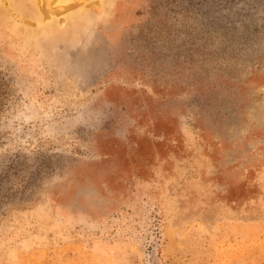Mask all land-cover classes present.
<instances>
[{"label":"rangeland","instance_id":"obj_1","mask_svg":"<svg viewBox=\"0 0 264 264\" xmlns=\"http://www.w3.org/2000/svg\"><path fill=\"white\" fill-rule=\"evenodd\" d=\"M0 264H264V0H0Z\"/></svg>","mask_w":264,"mask_h":264},{"label":"bare ground","instance_id":"obj_2","mask_svg":"<svg viewBox=\"0 0 264 264\" xmlns=\"http://www.w3.org/2000/svg\"><path fill=\"white\" fill-rule=\"evenodd\" d=\"M64 1H66V0H56V3H57V4H62ZM43 2H45V1H43ZM42 7H43V6H42ZM66 7H67V6H66ZM74 7H75V6H74ZM49 8H50V7H49ZM69 8H71V6H68L66 9L69 10ZM40 9H42V8H39V10H40ZM43 10H44V8H43ZM70 10H71V9H70ZM80 12H81V11H80ZM43 13L46 14V12H43ZM43 13H42V14H43ZM44 16H45V15H44ZM47 16H48V14H47ZM43 19H44V18H43ZM63 20H64V19H63ZM75 20H77V19H75ZM43 21H44V20H43ZM68 21H69V20H68ZM73 21H74V20H73ZM73 21H72V22H73ZM45 22H46V21H45ZM69 23H70V22H69Z\"/></svg>","mask_w":264,"mask_h":264}]
</instances>
